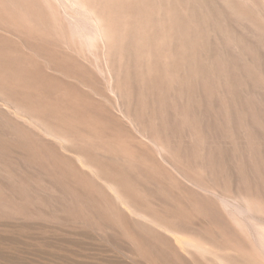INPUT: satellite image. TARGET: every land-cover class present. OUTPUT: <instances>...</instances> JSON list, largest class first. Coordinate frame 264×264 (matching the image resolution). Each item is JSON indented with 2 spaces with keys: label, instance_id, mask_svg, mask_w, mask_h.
<instances>
[{
  "label": "rangeland",
  "instance_id": "374dc122",
  "mask_svg": "<svg viewBox=\"0 0 264 264\" xmlns=\"http://www.w3.org/2000/svg\"><path fill=\"white\" fill-rule=\"evenodd\" d=\"M0 264H264V0H0Z\"/></svg>",
  "mask_w": 264,
  "mask_h": 264
},
{
  "label": "bare ground",
  "instance_id": "6f19581e",
  "mask_svg": "<svg viewBox=\"0 0 264 264\" xmlns=\"http://www.w3.org/2000/svg\"><path fill=\"white\" fill-rule=\"evenodd\" d=\"M97 1V0H96ZM102 3V2H101ZM98 4H99V2H98ZM100 5V4H99ZM103 6V5H102ZM88 8V7H87ZM95 10V9H94ZM103 10H105L104 8H103ZM90 11V10H89ZM97 11V10H96ZM110 11V10H109ZM108 12V11H107ZM97 14V13H96ZM102 14H105L106 15V12H104V13H102ZM100 16H102V15H100ZM107 17H108V15H107ZM99 18V17H98ZM114 31V30H113ZM239 207L241 208V209H243L242 207H241V205H239ZM238 209V208H237ZM246 210V209H245ZM240 211V210H239ZM247 211V210H246ZM246 211H245V213H246ZM241 212V211H240ZM242 212H243V210H242ZM244 213V212H243Z\"/></svg>",
  "mask_w": 264,
  "mask_h": 264
}]
</instances>
